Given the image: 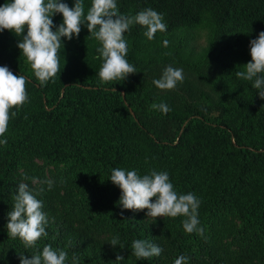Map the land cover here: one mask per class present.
<instances>
[{
    "label": "trees",
    "instance_id": "16d2710c",
    "mask_svg": "<svg viewBox=\"0 0 264 264\" xmlns=\"http://www.w3.org/2000/svg\"><path fill=\"white\" fill-rule=\"evenodd\" d=\"M116 2L121 14L152 9L167 25L152 40L138 24L125 33L137 72L124 81L100 82L101 45L86 22L78 36L61 38V71L43 86L17 47L21 37L0 30V66L29 81L28 102L0 145V264H20V255L31 258L46 245L67 252L65 264L73 257L75 264H174L181 255L187 264H264V100L254 81L236 76L251 60L249 42L264 31V0ZM83 4L86 15L91 0ZM52 20L55 31L62 15ZM167 66L183 69L174 90L153 84ZM160 103L171 111L152 108ZM117 168L141 176L166 171L178 194L200 200L203 235L186 233L183 216L153 221L147 209H122L121 191L110 181ZM33 180L34 195L45 189L36 198L47 235L26 249L8 235V213L18 185ZM137 239L163 251L137 260Z\"/></svg>",
    "mask_w": 264,
    "mask_h": 264
},
{
    "label": "clouds",
    "instance_id": "9594fccd",
    "mask_svg": "<svg viewBox=\"0 0 264 264\" xmlns=\"http://www.w3.org/2000/svg\"><path fill=\"white\" fill-rule=\"evenodd\" d=\"M62 15L63 22L55 27L52 16ZM87 24L90 34L100 43L96 51L98 59L103 63L98 76L102 84L114 81H124L130 74L136 73L135 67L127 59L128 44L125 33L134 24L146 31L148 40L155 38L157 32H165L167 25L163 15L152 9H145L134 16H126L118 11L116 0H91V7L85 15L83 0H75L73 7L61 0H10L0 5V30H9L21 37L17 47L26 57L35 78L40 85H46L60 73L59 51L61 38L73 39L79 35L81 25ZM27 29L26 35L24 33ZM164 46L168 41H164ZM250 62L246 63L243 71H237L236 76L242 80L254 81L252 87L257 89L260 99L264 100V31L249 42ZM183 69L167 66L159 79L153 84L160 90H174L178 83L184 81ZM29 83L23 75H14L7 66H0V145L7 144L5 133L9 121L28 102L26 85ZM15 108L16 111H12ZM152 108L167 114L171 109L165 103L153 104ZM110 181L119 187L121 195L119 205L122 209L133 212L147 209V217H186L182 221L186 233L196 232L203 235L199 227L198 208L200 200L193 194H178L169 180L166 171H150L143 176L136 170L125 171L113 169ZM48 190L53 186L52 180H47ZM45 191L40 188L36 195ZM27 183H20L15 195L13 209L8 213V235L19 238L26 249L35 248L37 241L46 236V214L42 211L43 203L36 198ZM155 198V202H152ZM121 215L123 213L121 212ZM119 244V235L113 237L110 245ZM123 248V246H120ZM133 255L137 260L159 257L163 251L159 246L144 239L133 240ZM20 264H65L67 252L54 250L51 245L43 247L42 252L27 258L20 255ZM116 260H123L117 256ZM188 258L181 255L174 264H187ZM75 264V257H73Z\"/></svg>",
    "mask_w": 264,
    "mask_h": 264
},
{
    "label": "rangeland",
    "instance_id": "374dc122",
    "mask_svg": "<svg viewBox=\"0 0 264 264\" xmlns=\"http://www.w3.org/2000/svg\"><path fill=\"white\" fill-rule=\"evenodd\" d=\"M34 183V180L33 181H30L29 183H28V185H31V184H33ZM157 218H159V217H157ZM156 218V219H157ZM148 219H150V220H153V218H151V217H149Z\"/></svg>",
    "mask_w": 264,
    "mask_h": 264
}]
</instances>
